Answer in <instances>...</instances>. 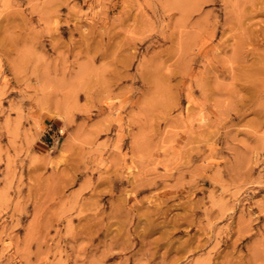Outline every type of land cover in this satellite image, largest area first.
Listing matches in <instances>:
<instances>
[{"label":"rangeland","instance_id":"rangeland-1","mask_svg":"<svg viewBox=\"0 0 264 264\" xmlns=\"http://www.w3.org/2000/svg\"><path fill=\"white\" fill-rule=\"evenodd\" d=\"M0 264H264V0H0Z\"/></svg>","mask_w":264,"mask_h":264}]
</instances>
